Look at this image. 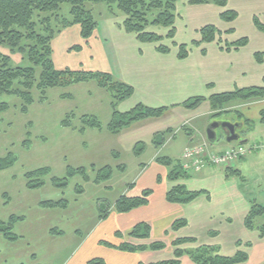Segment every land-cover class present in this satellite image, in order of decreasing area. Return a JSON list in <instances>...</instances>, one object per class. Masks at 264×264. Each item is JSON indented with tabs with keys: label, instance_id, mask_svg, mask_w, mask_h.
Instances as JSON below:
<instances>
[{
	"label": "crops",
	"instance_id": "crops-1",
	"mask_svg": "<svg viewBox=\"0 0 264 264\" xmlns=\"http://www.w3.org/2000/svg\"><path fill=\"white\" fill-rule=\"evenodd\" d=\"M181 3H183L182 6ZM225 11L236 13L237 19L232 23L224 21L221 15ZM125 19V16L119 11L111 14L106 9V12L97 18L98 27L91 40L87 44H83L85 46L81 52L86 54L88 60H92L95 71L108 73L116 81L134 89L133 96L119 105L120 112H129L138 105L153 109L166 108V112L161 118L137 122L120 133L113 134L117 136L123 134L131 146L134 144L131 139L129 140L130 133L127 131L142 129L151 121L169 117L172 122L165 131L173 132L177 128L176 126L182 125L183 127L184 124L190 122V119L199 118V109L201 107L209 109V99L213 96L253 87H264V31L258 29L255 24V19H258L264 26V0H227L226 7H219L215 4L191 5L190 0H180L177 4L175 23L176 37L174 41L177 45H190L195 41L199 42L201 39L199 32L206 26H214L221 34L218 40L213 43H203L192 47L189 56L184 60L179 59L177 47L171 45L170 54H161L157 51V45L139 42L136 35L127 33L123 28ZM72 30L80 35V28L73 26L63 30L53 40L55 67L54 43L61 37V44H63L70 37ZM230 31L233 32L230 33ZM159 34L165 37L167 31ZM243 38L249 40L247 46L238 50L232 48L231 51L224 48ZM71 49V47H66L64 51L68 53ZM195 98H204L206 101L199 109L195 110L184 106L186 102ZM241 108L244 109L240 113L241 120L235 124L251 122L249 126H246L248 134L243 136L241 133V137L250 142L248 136L259 125L264 126V123L261 122L262 113H264V100L243 104ZM199 129L194 133L186 131V143L177 159L167 158L178 162L188 146L206 137ZM156 134L157 132L153 133L151 144L159 151L168 144L164 143L158 146L155 143ZM224 141L225 138L221 139L219 146L213 150L223 152L238 146L236 143L227 144ZM261 141L255 140L253 143ZM131 148L133 151L135 150V147ZM263 153L253 152L247 158L240 160L234 168L239 175L231 177H240L244 180L243 172L249 168H255ZM158 158L160 157H154L150 161V165H141V171L136 177L134 185H128L129 192L126 194L137 197L145 190H151L152 195L148 205L129 214H115V211L112 210L108 218L98 223L100 225L108 222L112 215L116 217V224L110 230L116 238L114 243L96 237L97 232H94L93 228L86 236L82 231H76L75 235L80 238L70 251L72 255L63 264H90L92 260L96 259L103 260L105 264L165 262V259L162 258L165 249L131 253L121 251L118 247L127 241H131L137 246H149L160 242L162 241L158 237L160 234L156 236L154 231L155 225L162 224L163 231L168 233L173 224L179 220L187 221L185 228H192L195 232L192 238H187L197 240V244H191L194 247L206 245L219 248L218 246H220L221 254L228 257H233L242 251L249 257V260L242 264H264V238L258 231H251L245 227V219L253 201L245 197L240 185L231 180V177L227 178L225 172L215 167H208L200 173H192L189 179L171 182L167 178L170 169L159 165L156 162ZM176 185H184L189 192L204 193L189 204H170L167 201V194ZM25 222L26 219L17 226ZM142 223L151 227V238L139 240L130 237L129 234L132 230ZM184 229L175 233L180 235L186 231ZM53 230L56 228L48 227L47 231H44L45 235L48 234L47 237L50 239L65 237V233L64 235L51 233ZM32 233L38 239V232ZM200 233L213 238L210 241L201 242L198 238ZM119 235L120 237H118ZM97 245L101 246L99 249L105 255L91 258L87 252L91 247H97ZM175 249L174 247V252ZM173 258L174 255L170 260ZM31 260L33 264H39L35 253H31ZM181 264L194 263L185 256L182 258Z\"/></svg>",
	"mask_w": 264,
	"mask_h": 264
},
{
	"label": "rangeland",
	"instance_id": "rangeland-1",
	"mask_svg": "<svg viewBox=\"0 0 264 264\" xmlns=\"http://www.w3.org/2000/svg\"><path fill=\"white\" fill-rule=\"evenodd\" d=\"M92 8L97 18L108 9L104 3L96 4ZM69 9L70 7L65 5L63 14L68 15ZM157 14H151L149 20L153 21ZM148 30L157 33L167 31L161 27H151ZM83 44L80 35L73 30L63 44L61 37L57 39L54 43L57 69L102 73L95 71L92 60H88L86 54L81 52L85 46ZM162 44L170 46L171 42L165 39ZM76 46H81V49H73ZM66 47H71L72 50L66 53L64 51ZM2 51L11 54L9 48H4ZM12 58L15 67L29 65L27 58L24 59L18 53L12 55ZM63 95L67 98L63 99ZM33 97L35 104L29 108L27 114L21 113L22 102L19 98L0 97V103L6 102L11 105L10 111L0 116V158H5L10 153L17 158V163L12 168L0 171V221H8L13 215L26 219L25 223L15 227V233L20 237L15 244L0 236V264H33L31 253L37 255L39 264H63L72 255L70 251L80 238L75 235L76 231H82L86 236L92 228L97 232L96 237L114 243L116 238L110 230L116 224V217L112 215L108 222L99 225V205L104 202L111 206L110 211H115L114 204L129 192L128 185H134L142 164L150 165V161L156 156L177 159L186 143V131L194 133L200 127L199 130L206 135L207 129L217 121L238 123L241 120L240 113L244 111L241 106L246 104L233 101L216 109L209 101L208 109L201 107L204 101L200 105L201 108L198 107L199 118L190 119V122L183 127L176 126L173 132L165 131L172 122L169 117L151 121L142 129L127 131L130 133L129 140L131 139L134 144L131 146L123 134L117 136L108 131L114 99L112 94L100 88L96 81L68 88L50 89L44 102H40V94L36 90L33 91ZM69 116L72 127H64L63 121ZM83 116L95 117L102 124L103 129H86L81 133L79 130L82 128ZM243 130L242 135H247L248 129L244 127ZM156 132V143L168 144L159 151L151 144L152 135ZM218 132L221 140L222 137L224 138L222 130ZM248 137L250 139L248 145L255 140L264 139V126L259 125ZM220 140L212 147L219 146ZM137 146H139L137 150L140 151H137L138 154L131 148L136 149ZM140 148L143 149L139 150ZM121 166H125L126 169L121 171ZM106 167L113 170L111 180L99 185L95 184L93 181L99 170ZM45 168L51 169V173L43 179L46 185L38 190H29L26 174ZM68 168H86L92 181L86 183L82 177L77 176L69 181V186L65 190L54 187L52 179L65 178ZM243 176L244 180L240 177H231V180L240 185L245 197L264 206V153L257 166L245 170ZM77 187L83 192L78 193ZM62 200L68 201L67 209L41 207L43 202ZM262 225H264V217L257 220V226ZM155 226L156 236L160 234L159 240L165 245L162 253L165 261H169L174 255V241L192 238L195 233L192 228H182V231L183 229L186 231L180 235L172 229L165 233L162 224ZM48 227L64 232L65 237L50 239L44 232ZM32 232H38V239ZM198 236L201 242L213 238L202 233ZM125 244L133 243L127 241ZM99 248L101 246L98 245L91 247L87 253L91 258L102 257L105 254ZM195 248L191 244L181 247L189 251Z\"/></svg>",
	"mask_w": 264,
	"mask_h": 264
},
{
	"label": "trees",
	"instance_id": "trees-1",
	"mask_svg": "<svg viewBox=\"0 0 264 264\" xmlns=\"http://www.w3.org/2000/svg\"><path fill=\"white\" fill-rule=\"evenodd\" d=\"M179 1L0 0V97L8 96L19 98L22 102L21 113L27 114L29 108L35 104L33 97L34 90L39 92L40 102H44L47 98V92L50 89L68 88L74 85L96 81L99 87L110 92L114 99L112 102V119L107 126L111 134H118L137 122L161 118L165 114L166 108L153 109L138 105L129 112H120L118 110L119 105L133 96L134 89L129 85L116 81L108 73L58 70L53 61V40L63 30L78 26L80 28L81 39L84 44H87L98 27V20L94 15L92 6L104 3L109 13L115 14L116 11H119L126 17L123 28L127 33L136 35L139 42L157 45V51L161 54H170L171 45L177 47L179 50V59L184 60L189 56L192 47L199 46L203 43H213L218 40L221 34L214 26H206L199 32L201 38L199 42L195 41L190 45H177L174 39L176 37L175 23L177 18V4ZM190 4H215L219 7H226L227 0H190ZM65 5L70 7L68 15L63 14ZM154 13L158 14L153 18V21H150L149 16ZM237 17L238 15L236 13L230 11H225L221 15L224 21L230 23L234 22ZM255 24L258 29L264 31V26L258 19H255ZM151 27L165 28L167 30L166 36L164 37L155 31H149L148 29ZM232 32L230 31V33ZM165 39L171 42L170 46L162 44ZM248 43L249 40L243 38L231 44L229 47L226 46L224 48L227 51H231L232 48L238 50L247 46ZM4 48H9L11 54L4 53L2 51ZM73 49H81V46L73 47ZM17 53L22 55L24 59L27 58L28 66L15 67L13 65L14 60L12 55ZM62 98L65 99L67 96L63 95ZM261 100H264V87L237 90L232 93L216 95L209 99L213 108L216 109H220L233 101L253 103ZM204 101H206L204 98H195L186 102L184 106L188 109L195 110ZM10 109V104L6 102L0 103V116L9 112ZM81 122L82 128L79 130L81 133H84L86 129H103L99 120L93 116H83ZM261 122L264 123V113H262ZM250 123L249 121H245L243 125L246 128ZM63 126L72 127L70 116L63 121ZM157 145L160 146L159 144ZM138 147L135 149L136 154L140 152L137 150ZM142 149L140 148L139 150ZM156 162L170 169L167 178L171 182L191 178L192 173L185 171L179 161L176 162L167 157H160ZM16 163L17 158L13 153H10L7 157L0 158V171L8 170ZM125 169V166L120 167L121 171ZM50 173L51 169L45 168L26 174L27 188L29 190L43 188L46 185L43 179ZM225 173L227 178L239 175L238 171L234 168L226 169ZM112 175L113 170L106 167L105 169L99 170L93 182L99 185L111 180ZM77 176L82 177L86 183L92 181L86 168H68L67 176L62 179H52V184L56 188L65 190L69 186V181ZM77 191L78 193L83 192L80 187H77ZM203 193L189 192L184 185H176L167 194V201L170 204L185 205L195 201ZM151 195V190H145L137 197L123 195L116 201L113 208L116 213L129 214L134 210L147 206ZM41 207L46 209H67L69 203L66 200L58 202L47 201L41 203ZM110 210L111 206H108L104 202L99 205L100 221L108 218ZM262 217H264V206L252 202L250 212L245 219V227L251 231H258L260 236L264 238V225L257 226V220ZM23 221H25V217L15 215L11 216L8 221H0V236L8 242H17L20 237L15 233V227ZM185 227H187V221L179 220L173 224L172 230L176 232ZM51 233L64 235V232L57 230H53ZM129 236L134 239L148 240L151 238V227L145 223L138 224ZM185 244H197V240H176L173 243L176 248L174 258L157 264H181L182 258L185 256L189 257L194 264H242L249 260L247 253L242 251H239L233 257H228L221 254L220 248L212 246L202 245L191 251L181 249L180 247ZM118 249L131 253L146 250L160 251L165 249V245L160 242L153 243L149 246L123 243ZM90 264H105V262L101 259H96L92 260Z\"/></svg>",
	"mask_w": 264,
	"mask_h": 264
},
{
	"label": "built area",
	"instance_id": "built-area-1",
	"mask_svg": "<svg viewBox=\"0 0 264 264\" xmlns=\"http://www.w3.org/2000/svg\"><path fill=\"white\" fill-rule=\"evenodd\" d=\"M262 151H264V142L243 146L238 145L223 152H217L213 150L210 142L204 137L184 150L179 163L189 173H200L208 167L226 170L234 168L240 160L247 158L249 154Z\"/></svg>",
	"mask_w": 264,
	"mask_h": 264
},
{
	"label": "water",
	"instance_id": "water-1",
	"mask_svg": "<svg viewBox=\"0 0 264 264\" xmlns=\"http://www.w3.org/2000/svg\"><path fill=\"white\" fill-rule=\"evenodd\" d=\"M244 125L235 124L232 122H216L212 124L206 131L207 140L215 145L219 140L218 130H222V133L227 144H238L240 146L247 145L249 143L248 139H243L241 137V132L243 131Z\"/></svg>",
	"mask_w": 264,
	"mask_h": 264
},
{
	"label": "flooded vegetation",
	"instance_id": "flooded-vegetation-1",
	"mask_svg": "<svg viewBox=\"0 0 264 264\" xmlns=\"http://www.w3.org/2000/svg\"><path fill=\"white\" fill-rule=\"evenodd\" d=\"M242 136V135H241Z\"/></svg>",
	"mask_w": 264,
	"mask_h": 264
}]
</instances>
